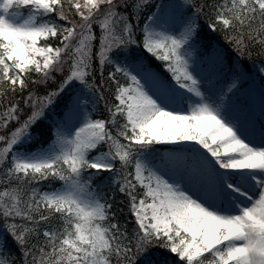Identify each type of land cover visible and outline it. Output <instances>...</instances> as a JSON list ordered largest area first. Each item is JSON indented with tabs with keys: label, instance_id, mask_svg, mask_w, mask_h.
<instances>
[{
	"label": "snow or ice",
	"instance_id": "obj_1",
	"mask_svg": "<svg viewBox=\"0 0 264 264\" xmlns=\"http://www.w3.org/2000/svg\"><path fill=\"white\" fill-rule=\"evenodd\" d=\"M0 264H264V0H0Z\"/></svg>",
	"mask_w": 264,
	"mask_h": 264
}]
</instances>
